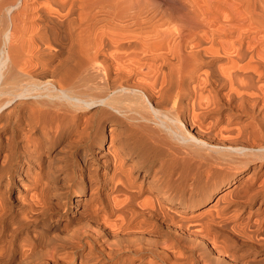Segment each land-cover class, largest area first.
Masks as SVG:
<instances>
[{"label": "bare ground", "instance_id": "1", "mask_svg": "<svg viewBox=\"0 0 264 264\" xmlns=\"http://www.w3.org/2000/svg\"><path fill=\"white\" fill-rule=\"evenodd\" d=\"M0 264H264V0H0Z\"/></svg>", "mask_w": 264, "mask_h": 264}]
</instances>
